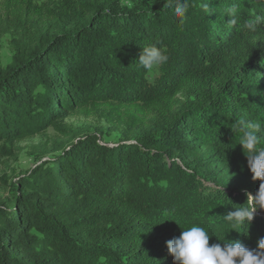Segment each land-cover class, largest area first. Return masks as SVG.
<instances>
[{
  "label": "trees",
  "instance_id": "trees-1",
  "mask_svg": "<svg viewBox=\"0 0 264 264\" xmlns=\"http://www.w3.org/2000/svg\"><path fill=\"white\" fill-rule=\"evenodd\" d=\"M176 2L0 0V143L66 137L10 182L0 264H174L166 241L193 224L209 244L264 237V210L224 220L261 182L241 122L264 123V0H182L183 22ZM157 40L169 59L150 82L136 60ZM76 113L115 138L70 132Z\"/></svg>",
  "mask_w": 264,
  "mask_h": 264
},
{
  "label": "clouds",
  "instance_id": "clouds-1",
  "mask_svg": "<svg viewBox=\"0 0 264 264\" xmlns=\"http://www.w3.org/2000/svg\"><path fill=\"white\" fill-rule=\"evenodd\" d=\"M171 7V4L169 5ZM187 4L177 0L174 14L181 17V22L187 12ZM237 9L232 6L228 10L231 17ZM169 56L166 50L160 46V42L154 41L141 47V52L136 60L138 64L148 72H153L168 62ZM244 130L243 148L247 146L246 156L252 172V178L259 179L258 190L255 195L247 193V201L237 207L235 211L224 216V220L232 224L249 225L257 210H264V148L257 149V134H264V123L241 122ZM210 232L203 226L193 224L182 229L178 237L166 241L167 249L173 257L174 264H264V237L257 241L255 249L245 246L240 240L218 238L223 243L209 244Z\"/></svg>",
  "mask_w": 264,
  "mask_h": 264
},
{
  "label": "rangeland",
  "instance_id": "rangeland-1",
  "mask_svg": "<svg viewBox=\"0 0 264 264\" xmlns=\"http://www.w3.org/2000/svg\"><path fill=\"white\" fill-rule=\"evenodd\" d=\"M57 0H36V2H46L51 5V2ZM118 5L122 7L121 12L125 13L130 6L140 3L141 7L145 8L148 2L152 0H116ZM124 7V8H123ZM148 8V7H147ZM9 36L7 34L0 35V65L4 66L10 61L11 50L9 47ZM158 75V70L147 72V79L151 82ZM65 125L70 132H79L81 130H89L96 134L102 132L103 140L111 141L116 136V130L108 127L105 120L98 115H85L76 113L60 121ZM103 128V129H102ZM63 132L56 131L53 127H47L44 131L21 141L13 143H0V202L9 198L10 182L16 180L19 174L27 172L34 167L38 162L49 158L50 148L58 142L65 140Z\"/></svg>",
  "mask_w": 264,
  "mask_h": 264
}]
</instances>
